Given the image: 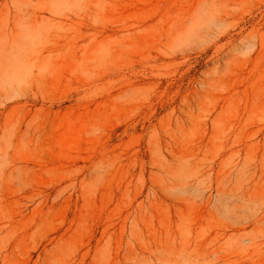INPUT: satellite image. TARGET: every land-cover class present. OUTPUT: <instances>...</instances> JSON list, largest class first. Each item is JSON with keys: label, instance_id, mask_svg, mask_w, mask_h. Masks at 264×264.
<instances>
[{"label": "rangeland", "instance_id": "374dc122", "mask_svg": "<svg viewBox=\"0 0 264 264\" xmlns=\"http://www.w3.org/2000/svg\"><path fill=\"white\" fill-rule=\"evenodd\" d=\"M257 165L264 0H0V264H264Z\"/></svg>", "mask_w": 264, "mask_h": 264}, {"label": "bare ground", "instance_id": "6f19581e", "mask_svg": "<svg viewBox=\"0 0 264 264\" xmlns=\"http://www.w3.org/2000/svg\"><path fill=\"white\" fill-rule=\"evenodd\" d=\"M246 168V167H245ZM263 168V167H262ZM260 166H251L249 169H244L243 168V171H244V174H243V172H242V174H243V176H242V174H240L239 175V177L240 176H242V177H247V180H248V182L249 183H247L248 184V186H247V188L248 189H250L251 190V188H253V186L254 185H256L257 183H260V181H261V179H262V177H263V175H264V172H263V169H262ZM242 170V169H241ZM248 170V172H247V174L245 173L246 171ZM240 172V173H241ZM246 175V176H245ZM264 182V181H263ZM241 185V184H240ZM258 185V184H257ZM239 187H244V185H241V186H239ZM256 187V186H255ZM239 189V188H238ZM242 189H244V188H242ZM241 189V190H242ZM240 190V191H241ZM250 190H248L249 192H251ZM236 191V190H235ZM237 193H239L238 191H237ZM243 193H244V191H243ZM246 193H247V190H246ZM244 195V194H243ZM242 195V196H243ZM240 196V195H239ZM246 196V195H245ZM244 217V216H243ZM242 217V218H243ZM234 222V225L236 226L235 228H238L239 226H241V225H247V224H260V225H264V211H257V212H254V213H251V214H249V215H245V217L241 220V218H240V220H236V218L233 220Z\"/></svg>", "mask_w": 264, "mask_h": 264}]
</instances>
